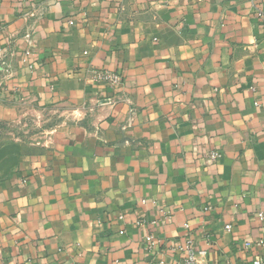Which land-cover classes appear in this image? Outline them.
<instances>
[{
    "label": "crops",
    "instance_id": "crops-1",
    "mask_svg": "<svg viewBox=\"0 0 264 264\" xmlns=\"http://www.w3.org/2000/svg\"><path fill=\"white\" fill-rule=\"evenodd\" d=\"M259 11L0 0V126L51 120L49 143L0 127V264H182L188 239L210 264L264 254Z\"/></svg>",
    "mask_w": 264,
    "mask_h": 264
},
{
    "label": "built area",
    "instance_id": "built-area-1",
    "mask_svg": "<svg viewBox=\"0 0 264 264\" xmlns=\"http://www.w3.org/2000/svg\"><path fill=\"white\" fill-rule=\"evenodd\" d=\"M263 11H259V15H263ZM30 15H35L34 13ZM3 63L0 62V71H4V66L2 65ZM94 77L97 80L103 81V82H108L111 83L112 85H117L121 81V74L119 73H114L106 70H96L94 72ZM223 153L217 149H212L210 150L206 157L210 162H216L218 159L222 157ZM260 218H264V212L259 213ZM185 226H188V224H185ZM226 228L229 230L231 228V225H226ZM259 244L264 246V240H260ZM251 245V242H246L245 247H249ZM180 251L185 252L186 258L182 262V264H210V263H205L202 262L198 259L197 255L199 252L195 250L192 244V240L188 239L185 245L180 246L178 248ZM204 253V252H200ZM214 264H220V263H214ZM253 264H264V254L258 255L255 257Z\"/></svg>",
    "mask_w": 264,
    "mask_h": 264
},
{
    "label": "rangeland",
    "instance_id": "rangeland-1",
    "mask_svg": "<svg viewBox=\"0 0 264 264\" xmlns=\"http://www.w3.org/2000/svg\"><path fill=\"white\" fill-rule=\"evenodd\" d=\"M46 120V121H45ZM40 115H30L29 117L18 118L17 122H14L11 125L0 126L3 129H11L18 135H24L28 140L32 142L42 141L50 142L51 133H39L38 131L46 126L51 120L47 121Z\"/></svg>",
    "mask_w": 264,
    "mask_h": 264
}]
</instances>
